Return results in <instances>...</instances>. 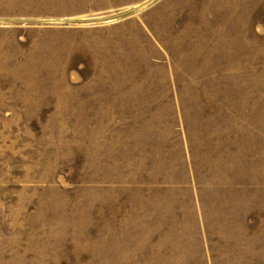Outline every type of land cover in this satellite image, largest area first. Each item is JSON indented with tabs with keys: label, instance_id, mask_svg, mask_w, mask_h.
Instances as JSON below:
<instances>
[{
	"label": "rangeland",
	"instance_id": "1",
	"mask_svg": "<svg viewBox=\"0 0 264 264\" xmlns=\"http://www.w3.org/2000/svg\"><path fill=\"white\" fill-rule=\"evenodd\" d=\"M0 264H264V0H0Z\"/></svg>",
	"mask_w": 264,
	"mask_h": 264
},
{
	"label": "bare ground",
	"instance_id": "2",
	"mask_svg": "<svg viewBox=\"0 0 264 264\" xmlns=\"http://www.w3.org/2000/svg\"><path fill=\"white\" fill-rule=\"evenodd\" d=\"M110 45V44H109ZM108 47V46H107ZM103 48V47H102ZM104 49V48H103ZM107 50V49H106ZM104 55V54H103ZM108 55V54H107ZM113 55V54H112ZM114 57V56H113ZM109 58V57H108ZM112 58V57H111ZM110 60V59H109ZM115 60V59H114ZM123 60V59H122ZM105 62V61H104ZM118 62V61H117ZM107 63V62H106ZM119 63V62H118ZM117 63V64H118ZM112 64H114V63H112ZM109 65V64H108ZM104 68V67H103ZM115 68V67H114ZM118 68V67H117ZM116 70V69H115ZM104 73V72H103ZM117 73H118V71H117ZM111 74H113V73H111ZM121 74V73H120ZM117 75V74H116ZM115 76V75H114ZM108 77V76H107ZM115 83V82H114ZM119 83V82H118ZM111 84V83H110ZM115 85V84H114Z\"/></svg>",
	"mask_w": 264,
	"mask_h": 264
}]
</instances>
